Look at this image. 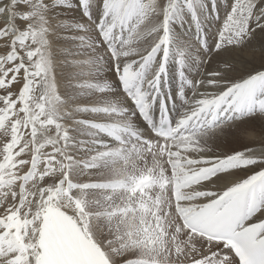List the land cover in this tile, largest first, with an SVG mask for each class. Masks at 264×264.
Wrapping results in <instances>:
<instances>
[{"label":"snow or ice","instance_id":"1","mask_svg":"<svg viewBox=\"0 0 264 264\" xmlns=\"http://www.w3.org/2000/svg\"><path fill=\"white\" fill-rule=\"evenodd\" d=\"M53 2L0 0V264H64L54 258L58 240L92 255L71 264H184L185 259L190 264H264V70L226 82L223 77L234 65L220 62L230 49H241L257 29L264 32V11L253 13L257 0H233L204 60H214L217 67L192 84L190 109L175 126L157 128L149 140L126 127L90 124L117 143H99L83 167L99 168L100 173L82 184L70 179L72 125L65 121L75 111L116 109H64L50 38ZM94 2L81 0L89 21L93 17L88 8ZM187 3L190 7L191 0ZM176 6L177 0H103L94 22L98 39L81 26L77 51L64 50L68 62L76 73L94 72L103 59L95 49L106 45L116 79L151 123L149 112L166 74L169 21ZM156 17L158 23L149 31L146 25ZM19 20L26 22L23 27ZM157 33L150 46H143L146 36ZM201 47L208 51L206 44ZM153 65L158 68L146 80ZM247 118L260 122L259 146L216 154L211 140L230 128L239 127L249 142L257 140L255 131L244 127ZM237 169L251 174L232 177ZM37 179L43 187L35 184ZM192 180L205 190L188 193ZM187 200L202 203L189 208L184 206ZM173 206L180 223L172 218ZM65 208L77 215L71 220L67 213L61 216ZM194 235L202 240L208 236L202 249L191 245Z\"/></svg>","mask_w":264,"mask_h":264},{"label":"bare ground","instance_id":"2","mask_svg":"<svg viewBox=\"0 0 264 264\" xmlns=\"http://www.w3.org/2000/svg\"><path fill=\"white\" fill-rule=\"evenodd\" d=\"M257 2L253 9L254 15H259L264 11V0H257ZM102 3L103 0H95L94 3L89 5L88 11L91 13L93 21H89L86 16L84 17L85 9L82 7L81 0H54L48 11L53 29L50 38L52 39L53 50L56 53L54 57L57 65L55 71L56 83L64 109L72 110L83 106L115 107L116 109V112L108 113L75 111L72 114L73 119L65 121L72 125L70 128L72 142L69 146V154L73 157L74 162L70 170V179L76 184H82L88 180L89 176L95 177L100 173L99 168L85 170L83 167V162L87 161L92 152L99 150V143L104 142L109 145L117 143L113 137H108L107 133L92 128L91 123L126 127L129 131H134L146 139L153 138L140 125L134 107L130 100L125 98L122 85L111 70V60L106 53V45L101 44L99 48L95 49V54L103 57V59L94 72L76 73L74 66L68 62V55L64 50L77 51L80 46L79 37L83 35L81 26H86L88 36L91 39H98L94 22L101 14ZM186 5H188L187 0H177L176 9L171 14L169 21L170 50L166 65V79L172 93V107L176 112L181 109L182 114L190 109L187 101L193 96L192 84L200 80L205 72L214 70L217 67L214 60L208 63H204V60L215 47L217 34L232 10L233 0H191V9H188ZM158 20L159 17L152 18L146 25L147 29L150 31L158 23ZM17 23L23 27L26 22L19 20ZM252 26H254V21ZM156 35L158 33L146 36L143 46H150ZM202 44L207 45L208 51L201 47ZM262 48H264V32L257 29L252 38L241 49H230L223 60L220 61L227 60L234 65L233 69L225 73L224 80L226 82L238 81L249 73L264 70V56L261 55ZM84 55H88L87 49H84ZM156 66L153 65L147 70L145 79L146 77L150 79V73ZM122 109H126V111L122 112ZM74 120L87 123H74ZM247 120L248 123L244 127L253 129L257 140L249 142L243 137L239 127L230 128L223 137H216L211 140L216 154L238 153L259 146L261 142L259 138L262 135L260 122L252 118H247ZM2 143L3 137H0V145ZM187 155L191 156L193 154L188 153ZM26 158L30 160L31 153ZM157 158L161 159L159 156ZM24 167L26 168L27 165ZM40 167L42 171L43 164ZM250 174L251 172L248 169H237L232 173V177H245ZM48 182L51 183V178ZM218 182L223 183V180L218 179ZM35 184L39 187L44 186L39 179L35 181ZM205 187L204 184H201L193 188H186V191L188 193L204 191ZM208 187L212 186L208 185ZM29 190L34 191L36 189L30 186ZM16 191L19 192V185L16 186ZM88 191L92 192L93 190ZM200 202V200H187L184 206L196 208ZM64 211L71 216L77 215L71 208H65ZM172 218L175 223H180V218L176 216L174 206ZM175 223L172 225L173 229ZM180 239H184L183 234ZM203 240L206 239L203 238ZM203 240L200 236L194 235L191 238V245L197 249H202ZM186 263L190 262L185 259L184 264Z\"/></svg>","mask_w":264,"mask_h":264},{"label":"rangeland","instance_id":"3","mask_svg":"<svg viewBox=\"0 0 264 264\" xmlns=\"http://www.w3.org/2000/svg\"><path fill=\"white\" fill-rule=\"evenodd\" d=\"M62 1V0H61ZM211 1H213V0H211ZM258 3V2H257ZM257 3H256V5H257ZM188 4V3H187ZM187 6V8L188 9H191L188 5H186ZM84 17H85V15H84ZM56 69H57V65H56V67H55V71H56ZM107 136H108V134H107ZM108 137H110V136H108ZM93 153V152H92Z\"/></svg>","mask_w":264,"mask_h":264}]
</instances>
